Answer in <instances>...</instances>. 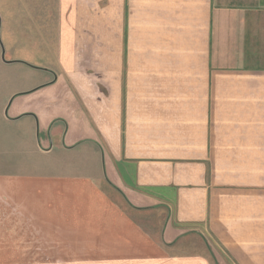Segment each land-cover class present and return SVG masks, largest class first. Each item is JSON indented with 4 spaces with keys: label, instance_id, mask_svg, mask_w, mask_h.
Segmentation results:
<instances>
[{
    "label": "crops",
    "instance_id": "crops-1",
    "mask_svg": "<svg viewBox=\"0 0 264 264\" xmlns=\"http://www.w3.org/2000/svg\"><path fill=\"white\" fill-rule=\"evenodd\" d=\"M46 5L0 81L32 162L0 264H264V0Z\"/></svg>",
    "mask_w": 264,
    "mask_h": 264
},
{
    "label": "rangeland",
    "instance_id": "rangeland-1",
    "mask_svg": "<svg viewBox=\"0 0 264 264\" xmlns=\"http://www.w3.org/2000/svg\"><path fill=\"white\" fill-rule=\"evenodd\" d=\"M46 2L47 0H0V81L8 75L6 62L15 61V57L21 56V52L31 46L29 29L32 23L51 12L46 10ZM1 102L0 95V105ZM2 130L0 122V136ZM31 165L32 162L28 159H0V176L5 173L13 175L20 171L30 172Z\"/></svg>",
    "mask_w": 264,
    "mask_h": 264
}]
</instances>
